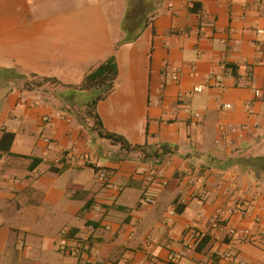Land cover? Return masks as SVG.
<instances>
[{"label":"crops","instance_id":"obj_1","mask_svg":"<svg viewBox=\"0 0 264 264\" xmlns=\"http://www.w3.org/2000/svg\"><path fill=\"white\" fill-rule=\"evenodd\" d=\"M257 29L264 0H0V71L57 80L0 89V264H264V174L237 164L264 157ZM112 56L118 74L96 112L107 132L145 151L97 138L85 114L96 91L72 89ZM163 145L173 153L157 159ZM86 169L84 184L59 185ZM128 190L134 208L118 204ZM87 221L99 256H60L77 242L64 234L90 236ZM192 232L212 241L197 250Z\"/></svg>","mask_w":264,"mask_h":264},{"label":"trees","instance_id":"obj_2","mask_svg":"<svg viewBox=\"0 0 264 264\" xmlns=\"http://www.w3.org/2000/svg\"><path fill=\"white\" fill-rule=\"evenodd\" d=\"M120 45L121 43L118 44L117 47ZM117 74H118L117 64L115 61V57L112 56L108 60L100 63L98 66L90 70L86 74L83 80V83L80 86L72 88V89H75L76 91H79V92L90 90V89H93L96 91V96L91 100V102L88 103L85 114H86L87 119H91L93 121V126L91 127V129L94 130L100 138L110 141L113 145H120L122 149H125L128 151H131V150L132 151H141V150L145 151L144 149L145 147L135 146L131 148V145L128 144V142L123 137L107 132L104 129L102 121L96 112L97 104L100 101L104 100L111 93L114 87V82L117 77ZM30 77L37 78L36 82H31L28 76L15 74L14 72L11 73L9 70H1L0 71V89L10 92L12 91L15 85H22L26 89L33 90L36 88L39 89L49 82L57 83L56 82L57 80L55 79L40 78L36 75H31ZM8 136L10 139L13 140L14 136L12 134H8ZM5 137H6V134H4L2 139H4ZM171 153H173V150L169 146L163 145L160 147V149L156 150L153 155L157 159H159L162 156H165ZM39 163H40L39 161L35 160L32 166L34 165L36 166V164L38 165ZM237 164L239 165L241 164L242 165L241 167L243 169L251 170L257 176L264 174V157L250 158V159H245V160L239 159ZM90 167L93 168L96 173L100 171V169L97 167H94V165ZM107 178H108V175H107ZM106 181L107 179H105L103 183H105ZM147 198L149 197L146 196V193H144L142 196V201L144 202ZM89 207H90V203H87L82 209L83 211L82 213L86 212ZM215 225L217 227H215ZM222 225L224 224H222L221 220H216L214 223V229H219L220 227H223ZM91 228L93 229V231ZM85 229L90 233V236L84 239L78 238L74 235L77 230L69 231L66 234H64V237H67V238L71 237L73 239H76L77 242L75 243V246H73L75 247V249H78L79 251V253L76 254V256L84 254V252H88V251L92 252L91 255H93V252L95 251V249L93 250L91 246L94 240L93 235L95 233V226L92 222L87 221L85 223ZM197 234L200 236L197 243L196 242L194 243L195 248L197 250H200V247H202L204 243L207 245L212 241L211 234L209 232L206 234L194 232L195 236ZM62 247H65L66 250L64 251ZM70 250H71V246L67 244H62L60 246V251L65 255L71 256V253H68L70 252Z\"/></svg>","mask_w":264,"mask_h":264},{"label":"built area","instance_id":"obj_3","mask_svg":"<svg viewBox=\"0 0 264 264\" xmlns=\"http://www.w3.org/2000/svg\"><path fill=\"white\" fill-rule=\"evenodd\" d=\"M255 33L256 34H258V35H264V30H262V29H257V30H255ZM163 75L165 76V77H167V70L165 69V71L163 72ZM171 80L173 81V82H178L179 81V74L178 73H173V74H171ZM195 91L196 92H202V87H200V86H198V87H196L195 88ZM256 96H259V92L257 91L256 92ZM226 108H230V106L229 105H227V106H225ZM192 116H194V118H196V119H198L199 117H200V114H198V113H193V115ZM44 121H49V118H45L44 119ZM67 159V158H66ZM71 159V158H70ZM70 159L68 158V160L70 161ZM85 159L87 160V161H90L91 162V164H96L95 163V160L93 161V160H91V157L90 156H87V157H85ZM98 178H99V180H101L102 182L105 180V179H107V174H106V172H104V171H99L98 172ZM148 204H153L154 202H155V200L153 199V198H151V197H149V198H147L146 200H145ZM215 227H217L216 225H215ZM92 229V228H91ZM92 231H93V229H92ZM228 236H230V237H232V239H234V240H246V239H248V234H247V232L246 233H240V232H238V231H236V230H234V229H231L230 231H229V233H228ZM199 235L197 234L196 236L194 235V232H192V235H191V240L193 241V244L196 242L197 243V241L199 240ZM62 249L65 251L66 250V248L65 247H62ZM72 251V252H71ZM68 253H71V255L72 254H78L79 253V251H78V249H75V247H71V250H70V252H68ZM99 250L97 249V248H95V251L93 252V258L95 259V258H97L98 256H99ZM224 257H226L227 259H229V260H231V261H236L237 260V254H235L234 253V251H232L231 249H229L228 251H227V253H226V255L224 256ZM237 264H260V263H250V262H247V261H244V260H238V263Z\"/></svg>","mask_w":264,"mask_h":264},{"label":"rangeland","instance_id":"obj_4","mask_svg":"<svg viewBox=\"0 0 264 264\" xmlns=\"http://www.w3.org/2000/svg\"><path fill=\"white\" fill-rule=\"evenodd\" d=\"M41 78V77H40ZM29 80H31V82H36V80H37V78H31L30 76H29ZM57 87V86H56ZM50 88L51 89H53V88H55V87H53V86H50ZM91 120V119H90ZM92 121V120H91ZM92 123H93V121H92ZM98 135V134H97ZM96 135V136H97ZM97 138H100L99 136H97ZM99 140V139H98ZM65 158H67V157H65ZM87 170H90L91 172H92V170L91 169H86V173H83V174H81L80 175V172H75V171H73V170H70V171H68V172H66L65 174H64V176L62 177V179H61V181H59V185L62 187H65V186H67L69 183H70V178L71 177H74V179H75V182H77V183H85V181H86V178L84 177L85 176V174H87V172H89V171H87ZM73 174H74V176H73ZM93 184V179H92V181L90 182V184H88L86 187H90L91 185ZM134 193H136L135 191H133V190H128V191H126L124 194H123V196L121 197V199H119V201H118V204H121V205H125V206H127V207H131V208H134L135 206H136V203H137V200L135 201V198H136V196H137V194H136V196H135V194ZM142 204H143V206H145V208H148V207H151V206H149L148 205V203L147 202H142ZM63 205V204H62ZM156 207H158V203H157V205H155V206H153V209L154 208H156ZM149 209V208H148ZM61 210H62V206H60V209H58V213H63V211L61 212ZM44 211H46L45 209L43 210V211H41L40 212V214L42 215V213H43V215H45L46 213L44 212ZM34 212V211H33ZM47 213H49V212H47ZM117 214V216H119V217H124L125 215L124 214H122V213H118V212H116ZM137 213H139L140 214V212L138 211ZM29 219V218H28ZM30 219H34L33 217H31L30 216ZM69 220V219H68ZM73 220V219H72ZM43 221H45L44 219H43ZM76 223L77 224H79L80 226H82L83 225V221H81L80 219L79 220H76ZM44 228V226L42 227V229ZM131 228H132V226H131ZM133 228L135 229L136 228V226H134L133 225ZM45 229H49V227H46ZM128 229H126L125 231H127ZM137 232V231H136ZM71 247H73V246H75V244L74 245H70ZM58 251H59V254H60V256H62V257H66V258H70L71 260H74V259H76V255L75 254H73V255H65V254H63L61 251H60V246H59V249H58ZM235 251L236 250H234V253H235ZM236 254V253H235ZM238 259V258H237Z\"/></svg>","mask_w":264,"mask_h":264}]
</instances>
